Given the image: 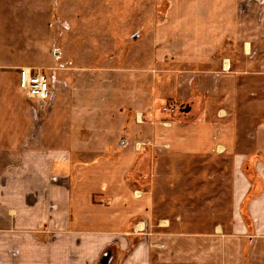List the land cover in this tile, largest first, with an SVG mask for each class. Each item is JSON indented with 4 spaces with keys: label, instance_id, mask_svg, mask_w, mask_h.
Returning a JSON list of instances; mask_svg holds the SVG:
<instances>
[{
    "label": "crops",
    "instance_id": "crops-1",
    "mask_svg": "<svg viewBox=\"0 0 264 264\" xmlns=\"http://www.w3.org/2000/svg\"><path fill=\"white\" fill-rule=\"evenodd\" d=\"M155 1L166 22L139 67L109 68V118L94 110L90 134L51 63L0 56V264H264V0ZM43 67L56 80L38 116L20 70ZM165 156L232 158L230 222L156 214Z\"/></svg>",
    "mask_w": 264,
    "mask_h": 264
},
{
    "label": "rangeland",
    "instance_id": "rangeland-1",
    "mask_svg": "<svg viewBox=\"0 0 264 264\" xmlns=\"http://www.w3.org/2000/svg\"><path fill=\"white\" fill-rule=\"evenodd\" d=\"M168 6L155 0H4L0 56L17 63H51L57 76L69 82L75 106L84 104V108L79 106L86 110L80 116L85 119L84 135L90 134L94 110H104L105 119L109 118V68L123 70L127 62L132 63L127 68L140 66L139 44L142 39L151 42V33L166 22ZM148 53L150 57L152 52ZM148 68L149 74H156L152 64ZM41 70L56 79L51 70ZM117 92L113 110L124 105L123 94H119L123 93V83L117 85ZM161 109L170 118L181 112L180 104L174 102L166 101ZM94 149L106 152L109 148ZM163 158L158 167L160 176L148 180L157 191L156 214L181 217L199 230L206 222H230L235 203L232 158ZM252 196L250 192L244 204ZM244 217L248 221L246 213Z\"/></svg>",
    "mask_w": 264,
    "mask_h": 264
},
{
    "label": "built area",
    "instance_id": "built-area-1",
    "mask_svg": "<svg viewBox=\"0 0 264 264\" xmlns=\"http://www.w3.org/2000/svg\"><path fill=\"white\" fill-rule=\"evenodd\" d=\"M20 86L27 96L34 101V108L38 116H42L49 101L51 100L50 82L55 81L49 78L42 71H33L30 68H21Z\"/></svg>",
    "mask_w": 264,
    "mask_h": 264
}]
</instances>
